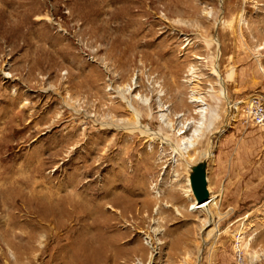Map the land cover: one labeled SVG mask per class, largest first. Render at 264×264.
I'll list each match as a JSON object with an SVG mask.
<instances>
[{
    "label": "rangeland",
    "instance_id": "obj_1",
    "mask_svg": "<svg viewBox=\"0 0 264 264\" xmlns=\"http://www.w3.org/2000/svg\"><path fill=\"white\" fill-rule=\"evenodd\" d=\"M255 101L264 0H0V264H264Z\"/></svg>",
    "mask_w": 264,
    "mask_h": 264
},
{
    "label": "bare ground",
    "instance_id": "obj_2",
    "mask_svg": "<svg viewBox=\"0 0 264 264\" xmlns=\"http://www.w3.org/2000/svg\"><path fill=\"white\" fill-rule=\"evenodd\" d=\"M214 74L218 77V80L222 86V90H221V95L226 98V89H225V86H224V80L223 78L221 77L220 73H219V70L217 67H215L214 69ZM9 76V75H8ZM126 91H118L117 93L119 94L120 98L127 104L128 103V108L130 109V111H132V113L135 115L136 117V122L134 125H130V126H127V124L124 126L120 125L118 126L119 129H123L125 131H132V132H139L140 134L142 135H147L149 137H152V138H156L157 136V133H154L151 128L147 127V126H144L141 122V115L140 113L137 111L136 108H134L133 105L130 104V101H127V96H126ZM199 100V99H198ZM198 100H194V101H197ZM201 102V101H199ZM203 103V102H202ZM204 106V105H203ZM211 110H209V107H201L199 110H198V114L200 113L201 114V118L200 120L198 121V124L197 126L194 128L192 134L190 136H186L187 133H188V129L190 127V124L191 122L187 121L183 124V127L182 129H180L178 132H182L183 130V133L179 134L180 137H182V139L180 140V144L178 145H174V144H171L170 141L169 142H166V143H169L171 144L172 148H173V152L175 153V155L177 156H180L183 158V154H185L187 157H189V153H190V149L191 148H194L197 144V142L203 137V129L205 127V120L207 118V115L209 114ZM212 112V111H211ZM210 112V113H211ZM213 113V112H212ZM211 113V115H212ZM164 115H162L163 117ZM209 116V115H208ZM213 117V116H212ZM211 117V118H212ZM208 121V120H207ZM212 121V120H211ZM124 123V122H123ZM195 123V121H194ZM191 129V128H190ZM169 140V139H168ZM167 141V139H166ZM174 145V146H173ZM196 199V198H195ZM210 199V200H209ZM208 200L202 202L201 204L197 203V205L195 206V209H198V210H205L208 212L209 216H210V221L208 222L207 226H211L212 225V222H213V214L211 213L210 211V208L212 205L214 204H211V202L215 199V197L211 198L209 197ZM197 201V199H196ZM215 206V205H214ZM49 231H51L52 233V236L55 241H58L59 239V236L57 235V237L54 235L53 233V230L50 229ZM50 236V235H49ZM30 237V236H29ZM32 239H35V236L33 235L32 236ZM32 241V240H31ZM34 242V241H32ZM59 242V241H58ZM202 254V252H201Z\"/></svg>",
    "mask_w": 264,
    "mask_h": 264
},
{
    "label": "built area",
    "instance_id": "obj_3",
    "mask_svg": "<svg viewBox=\"0 0 264 264\" xmlns=\"http://www.w3.org/2000/svg\"><path fill=\"white\" fill-rule=\"evenodd\" d=\"M249 118L252 122L260 127L264 126V104L255 101V103H251L249 107Z\"/></svg>",
    "mask_w": 264,
    "mask_h": 264
},
{
    "label": "water",
    "instance_id": "obj_4",
    "mask_svg": "<svg viewBox=\"0 0 264 264\" xmlns=\"http://www.w3.org/2000/svg\"><path fill=\"white\" fill-rule=\"evenodd\" d=\"M203 173H204V169H201L198 173L199 178H200V182H199L198 187H197L196 192H195V195L197 197V202L199 204H201L202 202L209 199V193H208L207 188L205 187V183L203 181L204 180L203 179Z\"/></svg>",
    "mask_w": 264,
    "mask_h": 264
}]
</instances>
